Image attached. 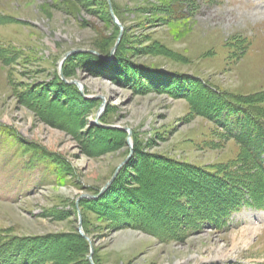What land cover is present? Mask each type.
<instances>
[{
  "label": "rangeland",
  "instance_id": "1",
  "mask_svg": "<svg viewBox=\"0 0 264 264\" xmlns=\"http://www.w3.org/2000/svg\"><path fill=\"white\" fill-rule=\"evenodd\" d=\"M111 3L116 19L108 0H0V250L17 264H92V250L95 264H264V208L234 211L228 229L206 225L164 239L184 217L173 199L184 176L166 159L231 178L242 156L224 128L169 91L190 92L189 77L168 73L199 76L264 110V0ZM121 26L125 57L149 74L115 58L112 80L104 57L77 52L59 84L66 53L90 47L110 57ZM103 98L101 122L114 128L95 124ZM131 153L122 179L98 203L81 198L98 194ZM47 156L62 169L55 172ZM132 186L146 202L124 193ZM210 186L202 198L226 191ZM79 213L90 247L79 235Z\"/></svg>",
  "mask_w": 264,
  "mask_h": 264
},
{
  "label": "trees",
  "instance_id": "2",
  "mask_svg": "<svg viewBox=\"0 0 264 264\" xmlns=\"http://www.w3.org/2000/svg\"><path fill=\"white\" fill-rule=\"evenodd\" d=\"M108 12L110 13V10ZM123 39L124 38H122L117 51L115 52L114 58L111 60H106L104 58L100 59L99 55L88 53L100 59V63L107 62V65H111L107 68H104L105 70H112L111 73H109V71H104V74L106 76L110 77L113 72L118 70L117 65H115L116 61L117 63H121L122 67L124 63V66L126 68L129 66V68L135 69V65L125 57V53H123V51L121 50V46L124 42ZM69 60L70 59H68V61ZM67 62H65L63 66V72L65 76L69 75V73L66 71ZM135 71H139L140 73L143 72L144 74L146 71L149 74V71L147 70L140 71L139 69H135ZM160 74H164V72ZM168 74L169 76H178L180 78L187 76L189 77L191 83H189L188 85L190 88V92H182L181 90L177 91L174 89L169 91L178 92V94L189 97V99L193 101L195 112L203 115L209 120L215 122V124H217L218 126L224 128L223 133L227 137L234 139L240 145L242 156L240 157V159H237L236 164L238 165V167L235 168V170L231 174V178L217 177L213 173L206 172L192 164L179 162L173 159H166L167 164L171 166L172 171L176 175L178 174L179 176V173H183L184 176L183 179L178 181V186L174 185V187H178L179 189L182 188L181 191L176 188L177 193H183L182 197L176 198V196L178 195L177 193H175V197H173L176 203L174 204L175 210L177 211V213L178 211L180 213L182 212V215H184V217H181L179 219L181 221L180 224L171 222L173 227L181 229L183 230V232L181 230L173 231V233L176 235H170L164 237V239H169V237L170 239L177 238V236H181L184 231H186L184 235H190L192 233L201 231L206 225L216 229H228L230 219L234 211H239L243 208V206L246 205L257 207L260 209L264 208V110H260L253 105H250L245 100H237L229 95H226L217 87L208 84L206 80L202 79L199 76L189 74L187 75L183 73L179 74L175 72H171ZM56 75L58 76L59 84H63V79H61L59 72H56ZM118 75L119 79L124 78V76L120 72H118ZM125 75V77H128L127 73ZM110 78L113 80L112 77ZM193 82L197 83L198 86L200 85L199 88H194L192 85ZM69 89L70 88H67L65 91L68 93ZM197 97H199L200 100L205 98V100H202L203 102H201L202 106H198L196 104ZM46 159V162H48L47 164H51V166H49L55 172H58L59 169H62V166L60 167L54 159L49 158V156H47ZM126 170L127 169L125 167L122 168L118 179H122V175L124 172H126ZM186 173L191 176L186 175ZM193 174H200L202 178H204L203 181H205L206 184L208 183L205 189H203V186L200 187L201 185L198 184V182L193 178ZM127 181L131 183L129 179H127ZM211 181H215L216 183H220L222 186L226 187V191L223 193V196L219 197L218 199L217 197L209 196V193L206 194L209 196L208 198L201 197V195L206 193V189H212L210 186ZM135 188L138 189L140 188V186H132V189L129 191L124 190L123 188L122 189L124 190V193H127L131 197H135V200L139 199L141 203H144V196L136 194ZM131 192H133L134 194H131ZM188 197L190 201L188 200ZM140 198L143 200H141ZM91 199L92 200L88 201L98 203L97 199ZM179 199H181V201H179ZM194 199H197L196 202L192 201ZM81 202H84V200ZM218 202L221 203L220 207H218ZM127 211L133 213L131 209ZM129 223L126 224L133 227L135 226V222H131L129 220ZM121 224L122 223L117 225ZM79 235L80 238L84 240L85 244L90 247V242L86 238H84L82 234ZM0 264L17 263L11 260L6 255V251L0 250ZM28 264H30V261L28 262ZM88 264H91L90 261H88Z\"/></svg>",
  "mask_w": 264,
  "mask_h": 264
},
{
  "label": "water",
  "instance_id": "3",
  "mask_svg": "<svg viewBox=\"0 0 264 264\" xmlns=\"http://www.w3.org/2000/svg\"><path fill=\"white\" fill-rule=\"evenodd\" d=\"M108 2H109V5H110L111 15L113 16V18L116 19V17L114 16V11H113V7H112L113 5H112V3H111V0H108ZM122 30H123V26H121V33H120V35H119V37H118V39H117V41H116L114 47H113L112 50H111V55H110V57L103 56V54H102V53H99L98 50H96V49H94V48H90V47H79V48H76V49H74V50H72V51L66 53V54L64 55V57L62 58L61 62H60V67H59V74H60V76H61L62 78L64 77L62 66H63V64L65 63L66 59H67L69 56H71L72 54L77 53V52H88V53H93V54L99 55L100 57H104V59H106V60L113 59V58H114V55H115V52L117 51V48H118V46H119V44H120V42H121V39H122V35H123V31H122ZM74 82L77 83V84L80 86V89H81L82 92H83V85H81L78 81H74ZM106 105H107V100H106L105 98H103V103H102V105H101V107H100V110H99L97 116H96L95 124H97V125H99V126H102V127H106V128H114L115 126H112V125H109V124H103V123L101 122V117H102V115L104 114V112H105V110H106V107H107ZM116 127H118V126H116ZM118 128H120V127H118ZM122 128L125 129V130H127V131H129L130 134H131V130H130V129H127V128H125V127H122ZM131 146H133V145H131ZM131 156H132V153L129 155V157H128L126 160H124L122 163H120V164L118 165L117 169H116L115 172L113 173V175H112V177L110 178V180L107 182V184H105V186H103V188L100 190V192H99L98 194H96V195H88V194H85V195H82L81 198H83V197H88V198H93V199H95V198H98L99 196H101L102 194H104V193L110 188V186L113 184V182L115 181V179L118 177V175H119V173L121 172L122 168H123L124 165L129 161V159L131 158ZM77 204H78V203H77ZM79 214H80V213H79ZM79 221H80V224H79V230H80V233L82 234V236H84V238H86L87 240H89V242H90V244H91V246H92V240H91V238H90V237L84 232V230H83V219H82L81 214H80V219H79ZM92 254H93V250H92V253H91V255H90V259H91L92 264H95V263L93 262Z\"/></svg>",
  "mask_w": 264,
  "mask_h": 264
},
{
  "label": "bare ground",
  "instance_id": "4",
  "mask_svg": "<svg viewBox=\"0 0 264 264\" xmlns=\"http://www.w3.org/2000/svg\"><path fill=\"white\" fill-rule=\"evenodd\" d=\"M135 73V72H134ZM101 197V196H100ZM99 198V197H98ZM103 198V197H102ZM130 205H132V204H135V200H131V202H128ZM137 203V202H136ZM136 205V204H135ZM138 206H140V205H138ZM144 228V227H143ZM167 234H168V232H166ZM173 234V232H169V234ZM246 234H244V236H245ZM245 238V237H244Z\"/></svg>",
  "mask_w": 264,
  "mask_h": 264
}]
</instances>
